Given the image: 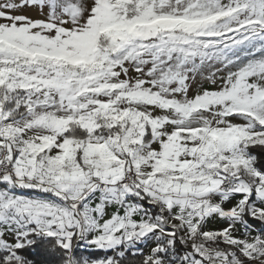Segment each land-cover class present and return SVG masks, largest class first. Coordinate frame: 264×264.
Masks as SVG:
<instances>
[{"label":"snow or ice","instance_id":"6c2138e0","mask_svg":"<svg viewBox=\"0 0 264 264\" xmlns=\"http://www.w3.org/2000/svg\"><path fill=\"white\" fill-rule=\"evenodd\" d=\"M0 264H264V0H0Z\"/></svg>","mask_w":264,"mask_h":264},{"label":"rangeland","instance_id":"374dc122","mask_svg":"<svg viewBox=\"0 0 264 264\" xmlns=\"http://www.w3.org/2000/svg\"><path fill=\"white\" fill-rule=\"evenodd\" d=\"M22 14H25V15H29L31 16L32 18H40L39 17V12L38 10H33V9H25ZM207 75V73L205 74ZM198 83L200 84H203L204 86H209L207 83H205L204 81H198ZM195 91H196V85L193 86V89L191 91L190 94H195Z\"/></svg>","mask_w":264,"mask_h":264},{"label":"trees","instance_id":"16d2710c","mask_svg":"<svg viewBox=\"0 0 264 264\" xmlns=\"http://www.w3.org/2000/svg\"><path fill=\"white\" fill-rule=\"evenodd\" d=\"M103 253H99V252H90V251H87V252H80L78 251V255H87V256H99V255H102Z\"/></svg>","mask_w":264,"mask_h":264}]
</instances>
